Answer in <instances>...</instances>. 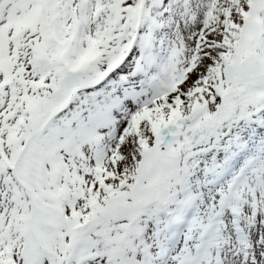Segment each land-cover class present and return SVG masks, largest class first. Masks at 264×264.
Returning <instances> with one entry per match:
<instances>
[{
    "label": "snow or ice",
    "instance_id": "snow-or-ice-1",
    "mask_svg": "<svg viewBox=\"0 0 264 264\" xmlns=\"http://www.w3.org/2000/svg\"><path fill=\"white\" fill-rule=\"evenodd\" d=\"M0 264H264V0H0Z\"/></svg>",
    "mask_w": 264,
    "mask_h": 264
}]
</instances>
